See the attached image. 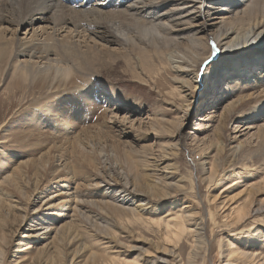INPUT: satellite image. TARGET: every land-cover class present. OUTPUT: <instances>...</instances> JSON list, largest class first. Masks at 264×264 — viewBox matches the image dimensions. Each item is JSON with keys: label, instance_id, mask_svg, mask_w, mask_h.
I'll return each instance as SVG.
<instances>
[{"label": "bare ground", "instance_id": "1", "mask_svg": "<svg viewBox=\"0 0 264 264\" xmlns=\"http://www.w3.org/2000/svg\"><path fill=\"white\" fill-rule=\"evenodd\" d=\"M86 1L0 0V84L13 87L0 98L1 145L9 144L6 135L14 128L24 132L15 121L25 98L18 93L29 86L34 88L33 99L57 93L22 116L30 135L24 137L34 148L30 155L17 157L14 151L4 155L7 163L11 158L14 163L0 170V264L22 263L17 253L5 262L11 237L22 229L16 242L23 245L21 251L34 254L24 264H70L82 255L96 264H139L137 258H120L109 245L117 231L132 239V224L156 228L161 239L149 245L159 250L162 243L163 254L170 252L165 245L181 248L187 233L196 236L191 251L204 245L197 230L203 218L198 222L191 217L192 204L174 205L168 215H151L148 207L152 202L176 194L185 185L182 178L170 180L175 175L167 170H178L174 162L162 166L167 156L178 155L177 143L162 145L157 156L150 145L131 148L122 134L125 118L115 120L114 108L142 107L141 98L100 81L99 70L122 63L140 85L151 82L155 86L156 79L171 74L169 80L177 85L172 84L168 93L178 100L175 109L177 113L181 108L189 110L192 93L202 79H198L199 61L209 58L214 49L217 55L225 50L233 54L264 48V0ZM180 25L187 28L178 32ZM20 32L21 37L17 36ZM244 58L234 61L221 76L226 84L223 91L214 87L219 102L224 101L212 116L215 125L207 147L196 152L202 170L208 165V191L235 162L264 154V53ZM97 81L100 87L95 86ZM97 88L107 90L101 92V99L95 95ZM87 92L97 101L78 106L76 101ZM236 114L243 122L236 128L248 124L246 133L256 139L253 150H244L243 143L236 140L225 144L223 131ZM177 121L154 111L147 124L155 137L160 132L159 140H164L172 137L170 128ZM114 185H119L115 192ZM262 190L264 176L243 189L241 197L229 199L225 220L240 225L254 202L264 205V198L255 197ZM225 205L223 200L216 207ZM102 239H107L103 247ZM245 248L228 240L220 250L223 264H264V252ZM196 254H188L187 264H193Z\"/></svg>", "mask_w": 264, "mask_h": 264}, {"label": "rangeland", "instance_id": "2", "mask_svg": "<svg viewBox=\"0 0 264 264\" xmlns=\"http://www.w3.org/2000/svg\"><path fill=\"white\" fill-rule=\"evenodd\" d=\"M86 3H88V0ZM209 21L212 22L214 20L209 19ZM177 27L176 30L179 32L182 29L185 30L187 25H180ZM17 36L21 37V32ZM242 51L243 50H239L232 54L225 50L214 56L212 53L209 58L199 61V76H201V69H204L200 85L192 93L193 96L190 98L189 110H186V107L181 108L178 113L175 109V103L178 100L176 96L174 97L168 93L172 84L177 85L169 80V75L171 74L163 75L162 79H156V86L151 82L145 85H140L134 78H132L131 74L125 70L122 63H119L115 68H100V75L98 78L100 81H107V83L112 84L118 89H121L128 94L140 96L141 98L143 104L142 107L138 106L137 108H131L124 105L114 108L115 117L113 118H115V120L125 118L124 125L126 128L123 130L122 134L126 135L124 138L129 141L131 148L139 150L142 144L150 145V148L155 152V155L153 156H157L158 150H160L162 145L166 146V144L177 143L178 155L173 159H171V156H167L162 166L174 162V166H177L178 170L176 172L171 171V169L167 170L168 174L172 172V174L175 175V177L172 176L170 180L178 181V179L182 178L185 185L177 191L176 194L152 202V205L150 206L151 209L148 207L150 213H152L151 215H153V217L168 215L169 210H174V205L186 206L192 204V213L194 214H191V217L194 219L203 218V224L197 226V230L204 239V245L200 248H196V250L191 251V244L196 238L195 234L187 233L183 238V241H181V243L183 242L181 248L177 249L176 247L174 250L171 248V245H165L170 247V252L168 251V254H163L161 252L162 243H159V246L161 245L159 250H155L149 245V242H156L161 239V234L156 228L132 224V239L127 236V233H121L119 231L115 233L116 238L110 239L108 237L109 240L112 241L109 245L114 247L111 251H117L120 258H126L129 260L137 258L139 264H187L188 254L194 252L196 254L199 252L194 256V259L191 260L193 264H223L225 260L223 258V253L222 251L220 252V250L225 247L228 240H233L234 244L240 249L245 250V247H248V250H259L264 252V205H257V203L254 202V204L251 205V213L241 221L238 226L230 224L228 221L229 219L225 220V217H223L225 214L224 209L231 204L229 199L241 197L244 195L243 189L261 182L262 177L264 176V165H262L264 154L253 156L252 159L248 156L243 162L246 166H242L243 163L240 161L235 162V164L229 167L227 171L220 173V176L217 177L220 179H217L218 183L216 187L210 191L206 188L207 181L205 179L208 165L206 164L204 170H202L203 166H200L199 164L200 157L196 155V152L199 151L198 149H202L205 146L207 147L209 136L213 133L211 127L215 125V119L212 116L215 115L214 112L218 111L224 101L222 99L219 102L221 98L219 95L214 94V87L217 88L216 90L218 91H223L226 84L224 83L225 79L221 76L225 71L229 70L231 64L238 59L243 60V57L252 59L257 53H264V48H252L251 50ZM210 58L211 63L205 66L204 62ZM262 77H264V72H262ZM92 80L94 79L91 78L90 81ZM98 82L99 81H97L95 85L96 87H100ZM149 85H151V87H149ZM233 86V84L230 85V88ZM9 89H13V87L11 85L6 86L5 82L1 83L0 98H2L3 94L6 93V91H9ZM27 89L23 94L22 92L17 94L18 96L23 95L25 98L21 99L20 110L15 120L19 121L18 125L22 127L24 132H21L22 130H19V128H14L6 135L11 142L9 141V144H5L4 146L0 143V170L3 168H9L10 164L14 163L13 158H11L8 163L6 162L4 155H6L8 151H10V156L11 151H14L13 153L18 157L19 155H30L34 150V148L31 147L32 145L27 143V137H24L30 135L25 132L29 129L27 128L28 125L23 121L22 116L30 109L43 106L49 102L50 99L52 100V98L57 96V93L52 95L43 94L39 98L33 99L34 88L29 86ZM106 91L107 90L99 88H97L96 91L94 90L95 95L100 96V99L104 96L101 92L105 94ZM203 92L206 96H202ZM31 98L32 100L27 102V100ZM108 100L109 98L105 99V101ZM112 103L116 104L114 101H112ZM104 104L107 106L111 104V102H104ZM251 104L252 102L245 105L244 109L246 110ZM1 105L2 103L0 102V107ZM154 111L161 112L168 120H178L176 124H173L170 128L172 131V137L170 139L166 137L164 140H159L161 133L157 132V137H155L154 130L148 126V120L153 117ZM95 119L96 116H93L92 120L94 121ZM110 120L113 119L111 118ZM238 124L243 125V122L241 123L240 117L236 114L228 121L225 130L223 131L222 136L225 144L227 145L236 140L243 143L244 150H253L256 146V139L254 137L250 138L249 134L246 133L249 128L244 127L248 124H245L242 128H236V125ZM239 128L240 132H237ZM252 131L253 130H250V132ZM31 134L32 137L35 136L34 130H31ZM182 134L184 135L183 139L181 138ZM28 139H31V137ZM16 155H14V157ZM211 155L212 153L210 152L208 159ZM204 158L206 157H202V159ZM196 161L199 162L197 163ZM124 167L127 166L124 165ZM157 172V174H159L161 170ZM230 182L233 183V185L227 187L230 185ZM191 184L193 189L190 188ZM118 188L119 185H114L113 192L117 191ZM241 191H243V193ZM255 197L256 199L264 198V190L255 194ZM212 199L213 203L211 202ZM223 200L224 204H226L225 207H216V205L222 203ZM258 206L262 207L259 208V211L257 212ZM209 211L213 214L212 216H210ZM103 216H105L109 223H113L111 221L112 218L109 215L104 213ZM240 228H243V230L240 231ZM188 229L190 228L188 227ZM22 231L23 229L19 230L18 233H15V235L11 237V241L6 247L7 254L5 262L8 263L16 253L19 256V261L22 262L21 264L30 261L34 256L32 252H28V249L21 251L20 248L23 245L16 242L19 241L17 240L19 238L18 235ZM117 239L121 241V244L116 242ZM15 242L17 244H15ZM101 242V247H103L107 244V239H102ZM98 243L100 242H97L96 244ZM173 254L174 260L171 259ZM176 255H178V257H176ZM83 256L84 255L74 259L70 264H96L86 260ZM164 258H168L166 259L167 261ZM169 260H171V262Z\"/></svg>", "mask_w": 264, "mask_h": 264}, {"label": "snow or ice", "instance_id": "3", "mask_svg": "<svg viewBox=\"0 0 264 264\" xmlns=\"http://www.w3.org/2000/svg\"><path fill=\"white\" fill-rule=\"evenodd\" d=\"M215 55V49L213 50V56ZM211 63V58L209 60H206L204 62L205 66ZM204 69H201V76L198 78L200 79L202 77ZM97 98L91 94V92L82 93L80 98L76 101V104L78 106H83L89 103H94Z\"/></svg>", "mask_w": 264, "mask_h": 264}]
</instances>
